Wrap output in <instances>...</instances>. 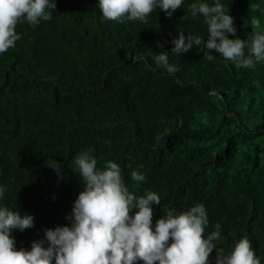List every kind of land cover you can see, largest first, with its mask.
<instances>
[{
    "label": "trees",
    "instance_id": "16d2710c",
    "mask_svg": "<svg viewBox=\"0 0 264 264\" xmlns=\"http://www.w3.org/2000/svg\"><path fill=\"white\" fill-rule=\"evenodd\" d=\"M194 2L215 0H183L171 17L154 9L147 23L105 20L99 0H56L50 20L17 25L21 38L0 54V206L33 217L31 228L12 230L17 249L47 247L46 229L71 226L83 189L74 157L92 148L98 169L113 160L130 191L160 196L153 224L165 207L203 203L205 235L220 224L214 243L225 254L247 236L264 264V61L236 68L216 52L204 59L208 26L192 17ZM220 2L236 28L226 35L244 39L247 56L253 17L264 31V0ZM179 32L204 43L172 53ZM161 53L180 70L158 67ZM133 170L146 176L139 189Z\"/></svg>",
    "mask_w": 264,
    "mask_h": 264
},
{
    "label": "clouds",
    "instance_id": "9594fccd",
    "mask_svg": "<svg viewBox=\"0 0 264 264\" xmlns=\"http://www.w3.org/2000/svg\"><path fill=\"white\" fill-rule=\"evenodd\" d=\"M183 0H99V10L105 20L124 23L139 21L147 23L154 9H162L171 17L181 8ZM253 9L258 5H253ZM48 9H56L50 0H0V54L15 47L21 36L17 25L27 21L37 25L41 20L51 19ZM192 17L202 15L208 26V38L204 59L212 61L216 52L236 68H252L256 62L264 61V31L260 20L253 17V35L245 55L244 39L229 38L226 33L236 35L233 17L220 0L209 5L194 2L189 5ZM183 18V17H181ZM172 43V53H187L193 46L204 43L199 36L179 32ZM158 67L173 74L180 69L169 63L167 53L154 57ZM93 149L79 152L74 157L75 169L83 182L72 208L71 226H57L45 230L44 241H33L31 250L17 249L11 235L13 229L23 231L33 226V217L7 206H0V264H209V257L216 249L215 264H261L247 236H240L233 243L230 253L225 254L214 241L220 239V224L215 231L205 235L209 223L203 203L188 210L164 208V214L153 224V205H159L160 196L151 190L136 195L126 186L120 165L107 160L97 168ZM59 170V165L49 162ZM142 167V166H141ZM134 189H139L146 180L144 173H130ZM6 188L0 186V197ZM137 209L133 213V209Z\"/></svg>",
    "mask_w": 264,
    "mask_h": 264
}]
</instances>
